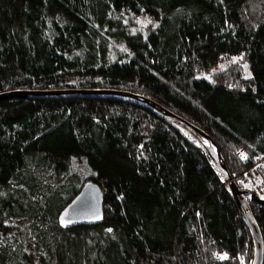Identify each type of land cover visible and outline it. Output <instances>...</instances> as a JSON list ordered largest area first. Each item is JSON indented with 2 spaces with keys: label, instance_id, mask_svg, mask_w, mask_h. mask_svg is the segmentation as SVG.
Instances as JSON below:
<instances>
[{
  "label": "trees",
  "instance_id": "16d2710c",
  "mask_svg": "<svg viewBox=\"0 0 264 264\" xmlns=\"http://www.w3.org/2000/svg\"><path fill=\"white\" fill-rule=\"evenodd\" d=\"M23 91L148 99L208 136L247 191L264 160V0H0V95ZM198 137L114 99L2 101L0 234L31 219L36 264H253ZM87 182L104 223L63 229ZM250 207L264 242V204ZM0 264L32 261L0 240Z\"/></svg>",
  "mask_w": 264,
  "mask_h": 264
},
{
  "label": "water",
  "instance_id": "95a60500",
  "mask_svg": "<svg viewBox=\"0 0 264 264\" xmlns=\"http://www.w3.org/2000/svg\"><path fill=\"white\" fill-rule=\"evenodd\" d=\"M82 99V98H108L127 102L139 106L174 126H179L188 133L198 137L197 146L200 151L207 155L217 172L222 176L223 186L236 205L239 213L246 222L253 237L255 254L253 264H264V242L259 226L251 211L250 203L253 201L264 204V199L253 196L248 191H241L232 179L229 171L223 163L222 155L212 140L183 118L169 114L161 110L148 99L138 98L132 95H124L114 92H91V91H59V92H15L0 95V102L9 99ZM203 140L208 143H204ZM249 197L251 198L249 200ZM104 191L94 182H87L78 196L65 208L59 216V225L63 229H72L82 226H94L104 223Z\"/></svg>",
  "mask_w": 264,
  "mask_h": 264
},
{
  "label": "rangeland",
  "instance_id": "374dc122",
  "mask_svg": "<svg viewBox=\"0 0 264 264\" xmlns=\"http://www.w3.org/2000/svg\"><path fill=\"white\" fill-rule=\"evenodd\" d=\"M148 23L146 22L144 28L148 26ZM255 164V166L261 165V168H259V175L254 177V181L255 178L257 181L256 189H254L259 197H264V160L260 158ZM245 186L247 187L246 190L253 188L247 178L245 179ZM252 191L254 192V190ZM33 223L31 219H27L24 222L20 220L6 222L1 228L0 240L8 245L12 251H21L32 261V264H36L38 256L41 255V250L37 245V231L33 227Z\"/></svg>",
  "mask_w": 264,
  "mask_h": 264
},
{
  "label": "built area",
  "instance_id": "2783aa9c",
  "mask_svg": "<svg viewBox=\"0 0 264 264\" xmlns=\"http://www.w3.org/2000/svg\"><path fill=\"white\" fill-rule=\"evenodd\" d=\"M259 168H261V165L258 164L257 166H255L253 169H251V170L246 174V178L248 179L249 183H251L252 186H253V188H249V190H248L250 193L253 192L252 190L255 191V189H256L257 181H256V178H255V181H254V177H255L256 175H259V171H260ZM254 188H255V189H254Z\"/></svg>",
  "mask_w": 264,
  "mask_h": 264
},
{
  "label": "clouds",
  "instance_id": "9594fccd",
  "mask_svg": "<svg viewBox=\"0 0 264 264\" xmlns=\"http://www.w3.org/2000/svg\"><path fill=\"white\" fill-rule=\"evenodd\" d=\"M248 191V190H247ZM249 192V191H248ZM250 193V192H249ZM252 193V192H251Z\"/></svg>",
  "mask_w": 264,
  "mask_h": 264
}]
</instances>
